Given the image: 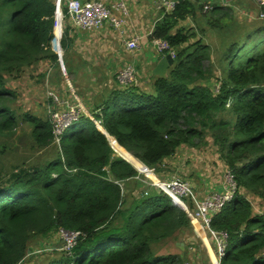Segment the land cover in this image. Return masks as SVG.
I'll use <instances>...</instances> for the list:
<instances>
[{
    "label": "trees",
    "instance_id": "trees-1",
    "mask_svg": "<svg viewBox=\"0 0 264 264\" xmlns=\"http://www.w3.org/2000/svg\"><path fill=\"white\" fill-rule=\"evenodd\" d=\"M212 6L215 19H233L220 1ZM196 12L195 0H182L155 24L151 41H166L175 59L165 77H151V90L136 85L114 90L90 117L80 113L57 136L52 118L18 112L16 95L2 76H19L41 61L59 68L51 46L54 0H0V135L26 123L36 146L57 147L50 161L22 162L0 173V264H21L34 242L60 230L78 232L79 239L69 252L52 246L43 253L51 255L44 264H185L183 254L158 253L154 246L189 231V214L163 190L140 181L143 175L116 155L105 133L133 166L141 170L139 160L155 174L179 147L205 145L208 134L238 190L211 223L228 234L223 264H264V215H253L240 193L264 198V23L229 42L210 89L199 84L214 77L205 64L209 46L192 41L193 28H177L187 17L194 21ZM59 34L57 29V40ZM69 39L64 24L63 51L70 50ZM238 51L250 56L233 60Z\"/></svg>",
    "mask_w": 264,
    "mask_h": 264
},
{
    "label": "rangeland",
    "instance_id": "rangeland-1",
    "mask_svg": "<svg viewBox=\"0 0 264 264\" xmlns=\"http://www.w3.org/2000/svg\"><path fill=\"white\" fill-rule=\"evenodd\" d=\"M205 1L204 3L203 0H195L197 3L196 17L189 23L192 24L196 34L192 41L199 39L209 46L210 62L205 64L206 66L211 65V68L208 67V69L214 73L212 79L206 83L201 81L199 84L215 89L214 78L220 76L218 61L222 58L229 42L234 39V36L241 35L244 31H253L262 27L264 19L259 18V15L256 16L259 9L252 8L253 6L247 2L245 4L243 2L233 3L231 6H227L230 9L227 14L232 16V20L223 15L215 19L216 15L209 13L212 11L203 12L205 5L211 8L208 0ZM217 1L219 2V0ZM200 6H203L202 11H200ZM222 23H226L227 26H223ZM187 27L189 26L187 25ZM256 44L257 40L253 46ZM261 45L263 46L264 43L262 42ZM52 50L56 53L53 48ZM248 56H250L248 51H238L233 60L244 59L245 61ZM2 76L6 88L16 95L13 105L19 109L20 114L29 112L42 120L52 118L59 127H66L70 121L68 116L72 111L88 113L91 110L90 108L88 111L86 108H78L76 99L70 92L60 68L54 67L49 61H41L34 66L23 68L19 76H13L10 73H5ZM146 89V91L151 90V80L147 83ZM30 131L31 127L28 124L21 123L12 133L0 135V173L10 171L22 162L43 164L56 157V143L39 148L34 143ZM59 132L60 130L57 131V134ZM69 134L70 129L66 132L67 136ZM204 141L207 143L197 148L184 145L179 147L176 153L164 162L163 172L160 174L153 172L154 181L144 174H142L144 178L140 181L146 183V186H154L156 181L162 182L179 178L191 185L196 198L195 206L208 195L223 191V186L227 184V181L232 180L231 173L208 134L204 136ZM116 155L119 156L118 153ZM240 193L250 202L253 215L264 214V198L243 189H240ZM185 200L192 204L191 210H194L192 200L183 198V203L188 210L189 207ZM190 222L191 229L189 231L179 234L178 238L174 240L157 244L154 246V250L158 253L183 254V263L185 264H212L216 258L215 245L211 242L210 236L201 230L196 220L191 219ZM61 242L63 240L58 233L49 240L34 242L29 248L27 258L21 264H44L51 255L43 253L51 251L54 245L58 249ZM180 242L183 248L179 246ZM223 263L224 261L221 262V264Z\"/></svg>",
    "mask_w": 264,
    "mask_h": 264
},
{
    "label": "crops",
    "instance_id": "crops-1",
    "mask_svg": "<svg viewBox=\"0 0 264 264\" xmlns=\"http://www.w3.org/2000/svg\"><path fill=\"white\" fill-rule=\"evenodd\" d=\"M96 1L104 3L111 9L114 16L121 17L119 12L111 8L117 0ZM121 1L125 4L126 15L122 16L123 23L118 29L106 23L98 29L81 30L70 22L65 23L68 27L70 41L67 40V44L70 50L65 48L62 51L59 68L70 92L76 99L78 108H86L87 111L89 108L95 109L101 106L112 91L121 89L116 75L121 68L127 65H132L135 68L136 85L147 90V83L153 76L152 70L163 56L149 37L155 24L164 16L163 11L157 9L160 0ZM214 1H207L211 4L212 9ZM219 1L222 6L227 7L231 6V2L235 0ZM254 1L241 0L243 4L247 2L253 4V7L256 6L255 9L259 8L257 2ZM190 20L191 18L187 17L185 20L179 21L177 28L192 29ZM132 38H137L139 49L130 50L126 47V42ZM82 113L90 116L87 115L88 113ZM152 176L154 174L150 175L153 180Z\"/></svg>",
    "mask_w": 264,
    "mask_h": 264
},
{
    "label": "built area",
    "instance_id": "built-area-1",
    "mask_svg": "<svg viewBox=\"0 0 264 264\" xmlns=\"http://www.w3.org/2000/svg\"><path fill=\"white\" fill-rule=\"evenodd\" d=\"M182 0H160L157 5L158 10H162L163 14L172 12L176 6ZM259 6V15L264 17V0H255ZM55 4V14L54 18L57 20L60 17L62 32L63 34L64 24L66 22L72 23L76 28L81 30H93L102 27L104 24L108 23L114 28L118 29L122 26V16L126 15L125 4L121 0H117L112 4L111 8L119 12L121 17H116L113 15L111 9H109L104 3L96 0L80 2L78 0H54ZM209 6H204V10H208ZM56 22V21H55ZM65 22V23H64ZM56 23L54 25L55 29ZM54 33V32H53ZM56 36L54 35L51 46L55 50V40ZM61 38L59 39L61 41ZM153 44L156 45L157 50L160 54L165 55L169 54L171 58L175 59V51L169 46L166 41L163 40H154ZM126 47L130 50L139 49L137 38H132L126 42ZM61 52L57 54H62ZM135 68L132 65H127L121 68L117 75L116 79L120 84L121 88H126L131 85H136L135 79ZM137 86V85H136ZM83 111H72L68 118L69 123L78 118V115ZM90 117V116H89ZM54 121V120H53ZM68 123V124H69ZM65 127H59L55 123V134L59 135ZM60 132L57 134V131ZM228 180L227 184L223 186V191L216 192L214 194L208 195L200 203L195 204V196L191 185L179 178H172L167 181L157 182L154 184L157 188L163 190L170 196H175L183 201V198H189L192 200L194 205V210H190L189 217L193 220H196L201 230L206 232L210 236L211 242L216 247V258L212 264H221L226 256L227 251V241L228 234L226 232H217L211 228V223L213 217L221 211V209L230 201L233 200L235 194L237 193V186L233 179ZM264 215V214H263ZM58 235L63 240L60 244V249L69 252L72 247L75 245V242L79 239L78 232H69L65 230H60Z\"/></svg>",
    "mask_w": 264,
    "mask_h": 264
},
{
    "label": "water",
    "instance_id": "water-1",
    "mask_svg": "<svg viewBox=\"0 0 264 264\" xmlns=\"http://www.w3.org/2000/svg\"><path fill=\"white\" fill-rule=\"evenodd\" d=\"M55 21H56L55 23H56V26H57V24H58L57 23V20L55 19ZM56 26H55V28H56ZM60 38H61V34H60ZM54 44H55V51H56V53L61 52L60 40L58 41L57 38H55ZM61 56H62L61 53L58 54L59 60H60V57ZM173 62H174V59L171 58V56L169 54L163 55L160 58V60L158 61V63L155 65L154 69L152 70V74L155 75V76H159V77H165L167 75V73H168L169 67L173 64ZM98 129L100 131H102L103 133H105V131L102 128L98 127ZM105 135L108 137L109 143H110L112 149L114 150L115 153H117V151H116V149L114 147V144L117 143V141L115 139H113L112 137H110L108 134L105 133ZM119 156H121L125 161H127L138 173L144 174L146 177H149V175L154 174L153 173V170L149 169L142 162H141V164L143 165V168H142V170H140V169H137L135 166H133V164L129 160H127L125 157H123L120 154H119ZM170 197H171L172 201L175 204H177L180 208H182L184 211H186L189 214V210L187 209V207L185 206V204L183 203V201H181L179 198H177L175 196H170ZM179 246H181V248H183L181 242H180V245Z\"/></svg>",
    "mask_w": 264,
    "mask_h": 264
},
{
    "label": "bare ground",
    "instance_id": "bare-ground-1",
    "mask_svg": "<svg viewBox=\"0 0 264 264\" xmlns=\"http://www.w3.org/2000/svg\"><path fill=\"white\" fill-rule=\"evenodd\" d=\"M57 29L59 30V32H60V34H61V32H62V26H61L60 17L58 18V24H57L56 28L54 29V35H55V32H56ZM60 34H59L58 41H59V39H60ZM55 36H56V35H55ZM114 147H115V149H116V151H117L118 154L122 155V153H123V154H126V155H127V153H125V152L119 150V149L115 146V144H114ZM122 156H123V155H122ZM123 157H124V156H123ZM138 162H139V164L141 165V170H142L143 165L141 164L140 161H138ZM149 178H150V175H149ZM153 181H154V180H153ZM157 182H159V181H156V183H157Z\"/></svg>",
    "mask_w": 264,
    "mask_h": 264
}]
</instances>
